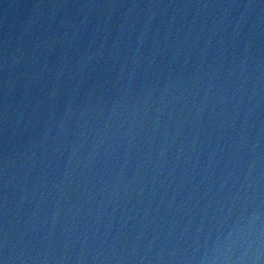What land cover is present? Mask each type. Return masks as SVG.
<instances>
[{
  "label": "water",
  "instance_id": "1",
  "mask_svg": "<svg viewBox=\"0 0 264 264\" xmlns=\"http://www.w3.org/2000/svg\"><path fill=\"white\" fill-rule=\"evenodd\" d=\"M0 260L264 264V0H0Z\"/></svg>",
  "mask_w": 264,
  "mask_h": 264
},
{
  "label": "snow or ice",
  "instance_id": "2",
  "mask_svg": "<svg viewBox=\"0 0 264 264\" xmlns=\"http://www.w3.org/2000/svg\"><path fill=\"white\" fill-rule=\"evenodd\" d=\"M0 264H3V261L2 260H0Z\"/></svg>",
  "mask_w": 264,
  "mask_h": 264
},
{
  "label": "clouds",
  "instance_id": "3",
  "mask_svg": "<svg viewBox=\"0 0 264 264\" xmlns=\"http://www.w3.org/2000/svg\"><path fill=\"white\" fill-rule=\"evenodd\" d=\"M2 261H3V264H5L4 260H2Z\"/></svg>",
  "mask_w": 264,
  "mask_h": 264
}]
</instances>
